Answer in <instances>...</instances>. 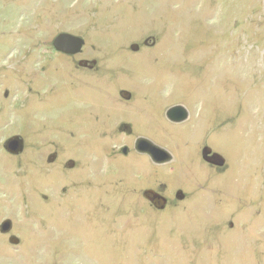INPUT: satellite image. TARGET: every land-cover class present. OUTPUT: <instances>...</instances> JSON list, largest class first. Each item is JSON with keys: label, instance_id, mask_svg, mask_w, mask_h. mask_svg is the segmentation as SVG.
Instances as JSON below:
<instances>
[{"label": "rangeland", "instance_id": "1", "mask_svg": "<svg viewBox=\"0 0 264 264\" xmlns=\"http://www.w3.org/2000/svg\"><path fill=\"white\" fill-rule=\"evenodd\" d=\"M61 33L82 54L56 52ZM138 138L172 160L153 164ZM161 187L158 211L142 192ZM6 220L0 264H264V0H0Z\"/></svg>", "mask_w": 264, "mask_h": 264}, {"label": "water", "instance_id": "2", "mask_svg": "<svg viewBox=\"0 0 264 264\" xmlns=\"http://www.w3.org/2000/svg\"><path fill=\"white\" fill-rule=\"evenodd\" d=\"M155 39L150 38L145 42L146 46L153 47L155 46ZM52 46L56 52L62 53L67 56H75L82 53L83 47L85 46V40L79 36H74L68 33H61L55 37L52 42ZM140 49L139 45L134 44L131 46V50L133 52H138ZM96 61L88 62L82 61L80 62V66L84 67L88 64H91V67L96 65ZM120 96L126 100H131V93L127 91H121ZM167 118L174 123H182L188 119V111L182 106H176L168 110ZM128 128H126L127 130ZM4 148L7 152L12 155H20L24 151V140L20 136H15L7 140L4 144ZM135 150L140 154L149 155L154 163L157 164H166L171 161V155L165 149H162L147 139L139 138L135 145ZM128 149L124 148L122 153L127 155ZM202 157L205 162L210 165L222 168L226 164V160L219 154L213 153L209 147H206L202 151ZM54 158L50 159V162H53ZM67 168H74V162H69ZM143 196L152 202L154 206L159 210H165L167 206V199L157 194L152 190L144 191ZM176 199L178 201L184 200V194L182 191H178L176 194ZM232 226V225H231ZM12 230V222L10 220L4 221L0 226V231L2 234H9ZM12 245H18L19 240L15 236H11L9 239Z\"/></svg>", "mask_w": 264, "mask_h": 264}, {"label": "flooded vegetation", "instance_id": "3", "mask_svg": "<svg viewBox=\"0 0 264 264\" xmlns=\"http://www.w3.org/2000/svg\"><path fill=\"white\" fill-rule=\"evenodd\" d=\"M83 52V51H82ZM82 54V53H81ZM82 61H88V60H81L80 62H82ZM80 62H78V66H77V68L79 69V70H93L94 68H95V66H93V67H91V64H88V65H86V66H84V67H82V66H80ZM88 62H92V61H88ZM126 101V100H125ZM130 101V100H129ZM126 128H128L127 130H126ZM121 130H124V131H129V127L128 126H126V125H124V126H122L121 127ZM139 139V138H138ZM137 139V140H138ZM152 142V141H151ZM136 144V143H135ZM205 148V147H204ZM203 148V149H204ZM128 149V148H127ZM202 149V150H203ZM128 154H129V150H128V152H127V155H124V156H128ZM54 156H55V159H54V161L53 162H50V159H52V158H54ZM57 159H58V153L57 152H54L52 155H49L48 156V158H47V162L49 163V164H53V163H55L56 161H57ZM74 162L73 160H69L68 162H67V164H65V170H72V169H74V168H72V169H69V168H67V166H68V164H69V162ZM151 162L153 163V164H156V163H154L152 160H151ZM74 167H75V162H74ZM148 190H152V191H154V192H156L157 194H159V195H161L162 197H165L164 196V192H163V190H162V187H161V190L160 189H148ZM144 191H147V190H144ZM144 191L142 192V195H143V193H144ZM177 194V193H176ZM176 194H175V198H176ZM144 197V196H143ZM145 198V197H144ZM166 198V197H165ZM167 199V198H166ZM184 199H185V196H184ZM145 200L147 201V203L150 205V207L151 208H154V209H156V207L154 206V204L152 203V202H150L149 200H147L146 198H145ZM177 200V199H176ZM182 202V201H181ZM168 203H169V200H168Z\"/></svg>", "mask_w": 264, "mask_h": 264}, {"label": "bare ground", "instance_id": "4", "mask_svg": "<svg viewBox=\"0 0 264 264\" xmlns=\"http://www.w3.org/2000/svg\"><path fill=\"white\" fill-rule=\"evenodd\" d=\"M13 262V261H12Z\"/></svg>", "mask_w": 264, "mask_h": 264}]
</instances>
